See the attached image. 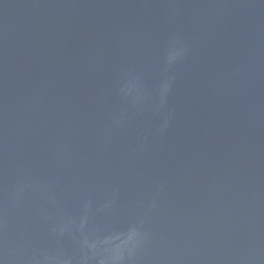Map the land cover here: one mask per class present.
<instances>
[{
  "label": "water",
  "instance_id": "1",
  "mask_svg": "<svg viewBox=\"0 0 264 264\" xmlns=\"http://www.w3.org/2000/svg\"><path fill=\"white\" fill-rule=\"evenodd\" d=\"M0 264H264V0H0Z\"/></svg>",
  "mask_w": 264,
  "mask_h": 264
}]
</instances>
